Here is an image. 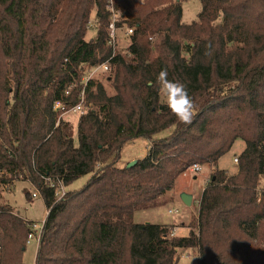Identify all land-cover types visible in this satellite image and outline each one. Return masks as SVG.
<instances>
[{"label":"trees","instance_id":"1","mask_svg":"<svg viewBox=\"0 0 264 264\" xmlns=\"http://www.w3.org/2000/svg\"><path fill=\"white\" fill-rule=\"evenodd\" d=\"M183 1L115 0L116 28L133 30L126 53L112 56L109 0H0V194L22 176L43 199L33 264H177L188 247L199 264H225L224 253L228 264H248L247 254L264 264V0H199L191 22ZM93 12L96 35L86 39ZM106 60L109 70L84 80L85 67ZM161 70L195 102L191 124L161 100ZM82 91L75 144L54 102L75 105ZM136 138L151 141L147 153L118 166ZM238 139L230 174L218 162ZM194 163L214 167L196 229L169 238L170 224L133 222ZM87 174L57 199L59 183ZM32 224L0 204V264H26Z\"/></svg>","mask_w":264,"mask_h":264},{"label":"rangeland","instance_id":"2","mask_svg":"<svg viewBox=\"0 0 264 264\" xmlns=\"http://www.w3.org/2000/svg\"><path fill=\"white\" fill-rule=\"evenodd\" d=\"M114 1L115 0H109V8L111 10L112 8L114 10ZM182 6L183 22H191L193 19H196L197 13L200 9L199 0H184L182 2ZM111 12L114 15H110V20L115 22L117 20L118 13L115 10L114 12ZM89 21L90 22L88 23L89 25L87 33L85 35L86 39L94 38L96 35L98 24L96 18L94 17V12L91 15ZM109 29L114 41V54H116L117 51H119L120 53H126V48L130 43L129 36L127 35V26L123 24V26L116 28L115 31H111V26ZM149 39L150 41L153 40V38ZM0 61L1 63L4 62L3 59H1ZM0 68L3 71L4 68L1 65ZM82 73L83 78L88 75L89 70L87 69V67L82 70ZM4 82L5 80L1 77L0 74V86L4 87ZM160 96L161 100L166 101V97L163 91H161ZM79 116L80 113L72 111L62 116L64 119L69 120L73 126L75 144H77L78 142L77 123L79 120ZM150 143L151 141L145 138H136L130 142H127L121 148L120 158L117 161V165L126 166L130 161L142 158L147 153ZM244 147L245 143L243 140H236L231 150L219 159L218 167L226 169V171L230 174L235 173L237 170V162L234 161V158L238 156V154L244 149ZM199 166L200 170L198 172H193L191 168L192 165H190V167L186 171L181 173L176 178L174 186L165 194L159 197L160 199L158 200L155 207L135 212L133 216V222H151L165 224L163 222L167 223L172 221H183L182 223H180V225H178L179 228L177 229H174L173 225V227L170 226V232H174V236H179L180 233H182L183 235H187L191 229H196L197 222L196 217H194L196 214H198L196 203L193 202L190 206L185 205L181 199V196L182 194H187L188 192L193 193L195 196H197L200 188L203 186V183L205 185V183L209 179V176L214 170V167L211 164L205 163L199 164ZM89 176V174L80 176L73 183L65 187L66 191L70 189L74 190L81 188L87 182ZM21 177L22 176H18L13 185L9 186L8 188H4L1 191L0 204L10 205L13 212L22 217L24 220H32V227L34 229V232L39 233L42 229V221L44 220L47 213L46 206L39 192L35 190L33 185L27 179H22ZM25 189L29 190L31 199H27L25 197ZM60 191H62V189H60ZM262 191H264V179L261 180L260 185L257 188V195L260 196ZM33 193H35L36 195L33 196ZM167 225H169V223ZM244 239L246 240V242H248L245 237ZM37 247L38 241L35 238H32L27 243L26 249L23 254V261L26 264L34 263ZM178 250L179 259L177 261V264H199L200 253L198 251V248L188 247L184 249L179 248ZM228 256V253L223 254V261L225 262V264H228ZM246 257H248L249 259V263L247 262L248 264L260 263L259 258L256 257L255 254H247Z\"/></svg>","mask_w":264,"mask_h":264},{"label":"clouds","instance_id":"3","mask_svg":"<svg viewBox=\"0 0 264 264\" xmlns=\"http://www.w3.org/2000/svg\"><path fill=\"white\" fill-rule=\"evenodd\" d=\"M155 84L159 90L163 91L170 113L180 123L191 124L196 113V105L188 94L186 86L179 81L169 80L167 70H161L156 77ZM149 85L152 86L151 81Z\"/></svg>","mask_w":264,"mask_h":264},{"label":"built area","instance_id":"4","mask_svg":"<svg viewBox=\"0 0 264 264\" xmlns=\"http://www.w3.org/2000/svg\"><path fill=\"white\" fill-rule=\"evenodd\" d=\"M111 11L114 12L113 8H112ZM110 26H111V31H115L116 30V26H115L114 21H112L110 23ZM132 30H133L132 28H127V35L128 36H130V34L132 33ZM110 44L112 45V48H114V41H113V38H112L111 34H110ZM113 55H114V52L112 53V56ZM108 64H109L108 60H106V61L102 62L101 64H99L97 66L87 67V69L89 70V73H88V75L85 76L84 80L87 81L90 78V76H92L98 70H104V71L109 70ZM83 96H84V91L81 92V100L79 101V103H77L75 105H72V106H66V105L62 104L59 100H56L54 102V109L56 111H58V113H59L58 118H60L61 116H63L64 114H66V113H68L70 111L82 113L84 111V109H85ZM234 161L237 162V157L234 158ZM191 168H192L193 172H198L200 170V166H199L198 163L193 164ZM50 184H51V186H54V183L52 181H51ZM55 188H56L55 189V195H56L57 199H59L66 192L65 186H63L62 183H59L58 186H56ZM60 189H62V191H60ZM35 195L36 194L33 193V196H35ZM43 221H42V224H43ZM34 225H36V224H34ZM40 232L39 233H35L34 231H31L28 234L27 242H29L32 238H35L38 241L39 238H40ZM174 235H175L174 232H169L167 237L171 238V237H174Z\"/></svg>","mask_w":264,"mask_h":264},{"label":"crops","instance_id":"5","mask_svg":"<svg viewBox=\"0 0 264 264\" xmlns=\"http://www.w3.org/2000/svg\"><path fill=\"white\" fill-rule=\"evenodd\" d=\"M207 177V176H206ZM206 179V178H205ZM205 179H204V181H205ZM203 187H204V183H203V186L200 188V191H199V193L197 194V196H195L193 193H187V194H189V195H191V198H192V200H191V204L193 203V202H195L196 203V209H197V211H198V205H199V201H200V196H201V192H202V189H203ZM190 204V205H191ZM189 205V206H190ZM194 214H195V212H194ZM194 217H196V219H197V214L194 216ZM185 220V219H184ZM183 221H172V222H163V223H165V224H170V225H173L174 227V229H177V228H179V226L178 225H180V223H182ZM158 224V223H157ZM165 224H160V225H165ZM179 236H183V234L182 233H180L179 234Z\"/></svg>","mask_w":264,"mask_h":264},{"label":"water","instance_id":"6","mask_svg":"<svg viewBox=\"0 0 264 264\" xmlns=\"http://www.w3.org/2000/svg\"><path fill=\"white\" fill-rule=\"evenodd\" d=\"M135 162H136V159L130 161L126 166H127V167H128V166H131V165H133ZM181 199H182V201H183V203H184L185 205H190V204H191V200H192L191 195H189V194H182Z\"/></svg>","mask_w":264,"mask_h":264}]
</instances>
